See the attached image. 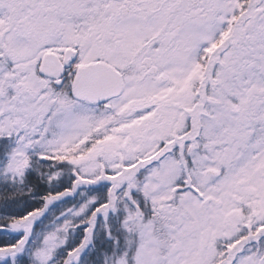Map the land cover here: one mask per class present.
I'll return each mask as SVG.
<instances>
[{"label": "snow or ice", "instance_id": "6c2138e0", "mask_svg": "<svg viewBox=\"0 0 264 264\" xmlns=\"http://www.w3.org/2000/svg\"><path fill=\"white\" fill-rule=\"evenodd\" d=\"M0 264H264V0H0Z\"/></svg>", "mask_w": 264, "mask_h": 264}]
</instances>
